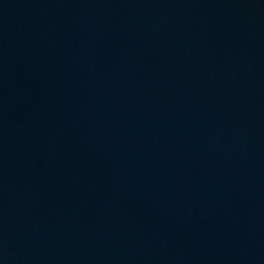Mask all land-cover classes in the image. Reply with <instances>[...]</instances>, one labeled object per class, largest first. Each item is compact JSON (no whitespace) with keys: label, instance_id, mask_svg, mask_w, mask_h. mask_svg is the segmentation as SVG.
I'll return each instance as SVG.
<instances>
[{"label":"water","instance_id":"1","mask_svg":"<svg viewBox=\"0 0 264 264\" xmlns=\"http://www.w3.org/2000/svg\"><path fill=\"white\" fill-rule=\"evenodd\" d=\"M0 264H264V0H0Z\"/></svg>","mask_w":264,"mask_h":264}]
</instances>
